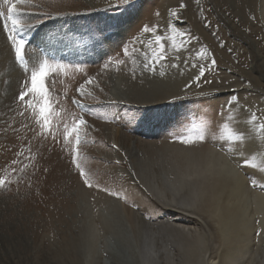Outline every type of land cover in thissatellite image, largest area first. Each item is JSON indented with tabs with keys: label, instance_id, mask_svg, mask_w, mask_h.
<instances>
[{
	"label": "rangeland",
	"instance_id": "374dc122",
	"mask_svg": "<svg viewBox=\"0 0 264 264\" xmlns=\"http://www.w3.org/2000/svg\"><path fill=\"white\" fill-rule=\"evenodd\" d=\"M181 3L186 7L180 9ZM18 7L23 9V22L35 25L23 33L29 41V67L45 57L72 67L67 75L61 72L46 80L58 113L50 133L17 100L30 72L16 61L5 20L0 17V60H5V53L7 59L0 61L5 64L0 63L4 67L0 68V176L11 181L0 188V264H93L97 257L101 262L96 264H114L102 251L113 243L110 230L119 227L125 230L120 235L135 247L129 219L134 211L157 223L178 215L188 218L175 221L205 232L216 256L206 264H221L224 248L219 244L215 218L189 204L175 208L150 194L134 171L130 154L114 137L135 138L146 151L153 145L151 151L156 154L167 146L188 148L195 157L193 163L204 148H210L223 156L234 174L247 178L252 191L263 194L264 171L241 165L264 147L251 136L253 126L248 123L252 112L264 121V0H133L131 5L117 0H32ZM172 9L179 10L177 18L169 15ZM170 22L184 33L176 37L175 44L167 38ZM144 25H158L157 34L165 36L167 59L156 65L155 72L143 67L144 53L150 57L156 47L151 43L156 34L144 33ZM202 49H207L215 65L208 67L210 59H201ZM116 60L125 63L118 65ZM201 65L207 70L197 80ZM155 74L174 80L165 92L147 95L146 103L112 96L119 77L138 79L150 88ZM89 77L93 82L85 84ZM81 84H85L83 93L78 91ZM28 99L37 108L42 103L39 94ZM80 116L87 124L82 126L77 154L75 142L65 141L64 125ZM225 123L249 138L244 143L221 138ZM194 125L203 126L206 139H196ZM180 136L191 137L193 142L184 143ZM77 163L88 174L91 187ZM192 200L186 199L191 204ZM252 222L257 231L253 228L245 242L252 245L249 254L255 255L262 234L259 220ZM89 233L94 243L81 246ZM245 248L240 252L246 258Z\"/></svg>",
	"mask_w": 264,
	"mask_h": 264
},
{
	"label": "bare ground",
	"instance_id": "6f19581e",
	"mask_svg": "<svg viewBox=\"0 0 264 264\" xmlns=\"http://www.w3.org/2000/svg\"><path fill=\"white\" fill-rule=\"evenodd\" d=\"M5 51L7 50L5 49ZM5 54L3 58L7 60ZM3 64L2 66L5 65ZM2 66L0 65V68ZM14 72L17 74L16 70ZM155 77V84L150 88L142 86L138 79L134 81L131 78L119 77V81L114 86L115 90H113L115 95L112 96L117 100L146 103L147 98H149L147 95L166 90L174 80L170 75L161 78L160 74H155ZM114 140L127 154H130L134 171L144 183L147 191L155 198L164 201L167 205H174L178 209L189 204L199 211L209 213L206 214L207 216L215 218L221 238L219 244L224 248L223 254H220V257H222L221 264L229 262L233 264L236 262L238 264H264V192L262 194L252 191L248 186L249 181L247 178L243 175L234 174L233 168L221 154L213 152L210 148H204V152L199 155L201 158L193 163L192 160L195 157L189 153L191 151L186 150L188 148L167 146L162 148L161 153L157 152L156 154V152L151 151L153 145L147 146V151L150 152L148 153L141 148L135 138L131 139L128 136H123L120 140V136H118L114 137ZM258 143H260V146L262 145L259 140ZM254 148L255 146L250 147V149ZM140 155H142V158ZM167 155L168 158H165ZM186 161L191 162L192 165ZM183 162L188 166L182 164ZM184 192L186 193L184 194ZM180 193H183L181 197H179ZM189 193H192L193 197ZM188 198H193L192 204L186 201ZM251 202L254 206L251 211H254L255 214H250ZM112 208L119 210L118 206ZM201 215L199 216L201 217ZM129 216L133 223L132 231L135 238V247L131 245L129 238L120 235H123L125 231L123 228L110 230L114 244L109 243L107 249L102 251L110 257L108 258L110 263L206 264V261L214 262L216 256L213 253V241L207 243V234L199 228L193 230L184 226L186 224H183V222L175 221H183L188 218L178 215L175 219L168 218L157 223L136 211L129 214ZM256 218L259 220V230L262 236L258 240L259 244L255 255H251L249 252L252 251V245L250 246V243L245 242V238L253 233V228L254 231H257L252 225V221ZM89 235L88 239L83 238L81 240V246H90L94 243L92 235L90 233ZM216 244L214 242V245ZM220 246L219 248H221ZM243 247H246L247 252L249 251V256L246 258L240 252ZM99 262H101V259L97 257L93 264Z\"/></svg>",
	"mask_w": 264,
	"mask_h": 264
},
{
	"label": "snow or ice",
	"instance_id": "6c2138e0",
	"mask_svg": "<svg viewBox=\"0 0 264 264\" xmlns=\"http://www.w3.org/2000/svg\"><path fill=\"white\" fill-rule=\"evenodd\" d=\"M133 0H117L118 4L124 5H131ZM199 3V0H197ZM32 0H0V17H3L5 20V30L8 33V39L13 47L15 53L16 61L23 67L25 72H30V78L26 79L23 82V90L20 91L17 100L25 106V110H31L33 114L36 116L37 122L41 124L42 128H46L51 133V129L53 127L52 119L56 113V110L53 106V99L50 96V89L46 86V80L49 78L54 77V74L63 73L67 75V69L72 67L71 65L60 64L59 62L50 61L48 58H41L37 65L34 67H29L28 60L26 58V47L29 44V41L23 36L27 30L33 28L35 25L27 24L23 22L22 19V11L18 5H26L31 4ZM186 5L181 3L179 8H185ZM178 9H172L169 15L173 18L178 17ZM44 15H47L46 13ZM156 16H159V13H155ZM37 23H42V21H37ZM159 26L150 27L148 25L143 26L144 33H153L156 34L154 40L151 42L152 44L156 45L151 49V56L149 57L147 53H144L145 56V63L143 67L148 69L150 72L157 71V64H162L165 59H167L166 47H165V36L158 33ZM167 29L169 32L168 39L175 44L177 36H183L184 33H181L174 23H169L167 25ZM124 55H129V50L125 48ZM133 53L135 49L133 48ZM198 55L201 59L207 57L210 59L211 63L208 67L215 65L216 61L212 57H208L207 49H202ZM116 64H124V60H116ZM107 67V65H106ZM178 67V65H177ZM206 67L201 65L199 67V74L197 75L196 79L199 80L200 77L204 76ZM160 74L164 75V71L161 69ZM94 78L89 77L88 80L85 81V84H91ZM53 79V83H54ZM85 84H81L78 91L81 93L85 90ZM39 94L42 103L37 106H33L30 99L31 96H35ZM234 101H238V97L233 96L231 98ZM74 103H79V101H73ZM23 115V112L20 113ZM250 125H252L251 129V136L262 143H264V121H261L255 112L250 114V119L248 121ZM87 121L84 120L82 116L80 117H73L71 124L64 125V138L65 141L69 144L75 142L76 145V153L79 154V145L82 140L81 133L84 131L82 128L83 125H86ZM193 130L197 131L198 135L196 136L197 140H204L206 139V134L204 132L203 126H193ZM221 132L223 133L221 138H224L229 141H238L240 143H244L248 138L249 135L243 131L234 129L230 127L229 124L225 123L222 125ZM184 143H192L193 140L191 137L185 138L184 136L177 137ZM235 150V149H233ZM264 160V147H262L261 151L251 157L245 158L243 160V164L241 166L244 167H255L258 168L260 171H264V164H261V161ZM13 164L16 161L12 162ZM77 168L80 169L81 175L85 177V183L91 187V183L88 181V174L85 170L81 167L79 163H77ZM6 182L10 183L11 181H7L5 176H0V188H4L6 186ZM253 186L257 184V181L253 179L251 181ZM264 186V185H262ZM107 191V189H105ZM112 195H119L116 192H112ZM126 198V197H125Z\"/></svg>",
	"mask_w": 264,
	"mask_h": 264
}]
</instances>
